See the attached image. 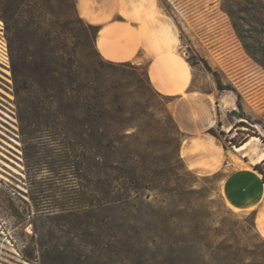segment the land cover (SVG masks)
<instances>
[{
  "label": "rangeland",
  "instance_id": "rangeland-1",
  "mask_svg": "<svg viewBox=\"0 0 264 264\" xmlns=\"http://www.w3.org/2000/svg\"><path fill=\"white\" fill-rule=\"evenodd\" d=\"M157 3L172 21L174 50L190 68L191 89L220 104L219 120L205 135L225 151L229 164L212 172L216 154L203 161L206 169L187 164L181 153L186 136L171 112L175 97L154 88L150 58L137 65L94 54L92 29L77 14L76 0H0L8 53L0 60V264H264L254 213L234 210L228 193L221 194L229 171L248 160L252 165L264 152V69L244 46L264 44V0ZM141 33L152 36L144 28ZM69 52L95 70L99 89L98 158L88 181L73 91L64 114L76 138L52 144L58 131L45 127L53 112L44 99V72L63 69ZM158 72L170 88L169 74ZM212 73L225 90L217 89ZM232 111L248 118L247 127L238 126ZM230 138L249 143L237 152ZM204 149L194 145L192 151ZM129 158L131 166L123 165ZM259 168L264 173V162ZM103 172L115 195L126 194L129 173L138 186L126 208L132 216L126 232L137 239L120 250L97 238L98 213L89 190H96Z\"/></svg>",
  "mask_w": 264,
  "mask_h": 264
},
{
  "label": "crops",
  "instance_id": "crops-1",
  "mask_svg": "<svg viewBox=\"0 0 264 264\" xmlns=\"http://www.w3.org/2000/svg\"><path fill=\"white\" fill-rule=\"evenodd\" d=\"M76 11L86 23L98 27L94 47L103 59L139 65L144 58H150L147 70L154 88L175 97L171 112L177 129L186 136L181 153L187 164L193 169H206L202 163L209 161L211 154L217 156L212 172L229 164L225 151H219L205 135L219 120L220 104L211 95L191 89L190 68L174 51L172 21L160 13L157 0H76ZM143 28L152 36H144ZM159 68L169 74L170 88ZM194 145L205 149L195 153ZM251 162L225 175L221 194L226 191L238 211L254 213L255 227L264 238V183L262 175L253 169L256 163Z\"/></svg>",
  "mask_w": 264,
  "mask_h": 264
},
{
  "label": "trees",
  "instance_id": "trees-1",
  "mask_svg": "<svg viewBox=\"0 0 264 264\" xmlns=\"http://www.w3.org/2000/svg\"><path fill=\"white\" fill-rule=\"evenodd\" d=\"M92 29V39H94L98 31L97 26L89 25ZM235 31L239 37H242V32L235 27ZM245 46L246 52L250 57L264 69V44L259 45V48ZM94 54L99 55L94 47ZM66 60L63 62V69L56 66L45 71L46 79L48 82L43 86L44 99H46L47 107L53 114V119L47 120L45 127L54 128L58 131L57 139L51 140L52 144L64 143L66 141L71 142L76 138V134L71 130L65 120L64 107L67 105V94L69 91L75 93L74 102L77 103L79 107V124H80V134H79V145L82 150V158L84 160V177L88 181L94 173L91 170V165L95 163L98 158L96 153L98 152L96 144V133H97V120H98V104H99V89L95 81V70H89L81 65L78 61V55L76 52H69L66 54ZM49 58L54 61L55 64L60 60L58 54L52 52ZM210 72V69L207 68ZM215 79L217 89L219 91L225 90L217 77L216 74L212 73ZM62 79L66 80V84L62 83ZM34 86H30L28 90L33 89ZM60 90V95H57V90ZM240 108V105L237 104ZM231 115L239 120L238 126L247 127L246 123L248 118L239 112L232 111ZM21 121L25 120L21 116ZM245 121V122H243ZM178 130V129H177ZM179 131V130H178ZM230 132V131H229ZM230 146L239 147L242 143L246 142L243 140L241 142H236L234 138L227 140ZM131 158L122 162L125 166H131ZM264 162V161H263ZM262 162V163H263ZM97 163V162H96ZM260 164L253 166V169L262 175V181L264 183V173L259 168ZM97 188L96 190H89V194L95 202V207L98 213V229L100 233L98 234V240L104 244L112 245L120 250L121 246L128 244L133 238L128 235L126 228L130 224V212L127 211V206L129 205V200L131 194L138 190L136 182H132V175L127 174L130 184L124 186L126 194L123 196L115 195V187L112 182L107 178L108 174L103 172V174H97ZM128 192V193H127ZM114 211H119L118 215L114 214ZM133 221V220H132ZM150 243L153 242V238L149 239ZM120 255V251H118Z\"/></svg>",
  "mask_w": 264,
  "mask_h": 264
},
{
  "label": "built area",
  "instance_id": "built-area-1",
  "mask_svg": "<svg viewBox=\"0 0 264 264\" xmlns=\"http://www.w3.org/2000/svg\"><path fill=\"white\" fill-rule=\"evenodd\" d=\"M7 44L4 37V26L0 20V60L7 59Z\"/></svg>",
  "mask_w": 264,
  "mask_h": 264
},
{
  "label": "bare ground",
  "instance_id": "bare-ground-1",
  "mask_svg": "<svg viewBox=\"0 0 264 264\" xmlns=\"http://www.w3.org/2000/svg\"><path fill=\"white\" fill-rule=\"evenodd\" d=\"M172 51V50H171ZM170 51V52H171ZM175 51V50H174ZM247 145H248V142H244V143H242L239 147H236V149H235V147H233L234 148V151L236 150V151H240V150H244V149H246V147H247ZM244 156H245V154H243ZM253 161L256 163V164H260V163H262L263 161H264V152H261V153H259V154H256L255 155V157L253 158ZM233 209L234 210H239L236 206L235 207H233Z\"/></svg>",
  "mask_w": 264,
  "mask_h": 264
}]
</instances>
